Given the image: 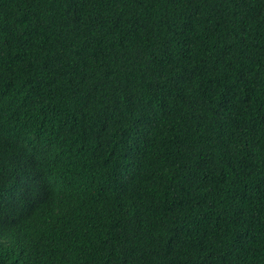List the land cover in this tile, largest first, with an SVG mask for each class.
<instances>
[{
    "label": "trees",
    "instance_id": "trees-1",
    "mask_svg": "<svg viewBox=\"0 0 264 264\" xmlns=\"http://www.w3.org/2000/svg\"><path fill=\"white\" fill-rule=\"evenodd\" d=\"M0 264H264V0H0Z\"/></svg>",
    "mask_w": 264,
    "mask_h": 264
}]
</instances>
